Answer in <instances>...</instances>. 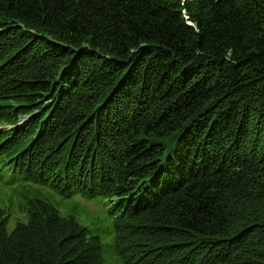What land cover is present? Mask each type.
Here are the masks:
<instances>
[{"label":"trees","instance_id":"trees-1","mask_svg":"<svg viewBox=\"0 0 264 264\" xmlns=\"http://www.w3.org/2000/svg\"><path fill=\"white\" fill-rule=\"evenodd\" d=\"M0 264H264V0H0Z\"/></svg>","mask_w":264,"mask_h":264},{"label":"rangeland","instance_id":"rangeland-1","mask_svg":"<svg viewBox=\"0 0 264 264\" xmlns=\"http://www.w3.org/2000/svg\"><path fill=\"white\" fill-rule=\"evenodd\" d=\"M74 202L78 203L80 207H84L85 209H87L90 213L97 210V205L91 202H85L78 197H73V201H71L70 203Z\"/></svg>","mask_w":264,"mask_h":264}]
</instances>
